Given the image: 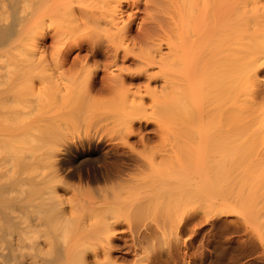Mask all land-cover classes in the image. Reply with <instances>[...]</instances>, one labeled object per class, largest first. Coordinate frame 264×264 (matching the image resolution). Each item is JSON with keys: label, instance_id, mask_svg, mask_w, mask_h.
Segmentation results:
<instances>
[{"label": "bare ground", "instance_id": "6f19581e", "mask_svg": "<svg viewBox=\"0 0 264 264\" xmlns=\"http://www.w3.org/2000/svg\"><path fill=\"white\" fill-rule=\"evenodd\" d=\"M175 1L181 3V9L174 17L179 15H181L180 18L185 17L178 32L174 28V22L171 21L173 18L168 19L170 14L168 7ZM188 3L190 5L186 13ZM203 4L204 7H202ZM166 9L169 12H166ZM223 13L227 15L223 16ZM208 17L214 20L209 26L204 25ZM251 18L252 21H250ZM191 30L192 33H190ZM73 32L78 35L74 39L77 43L70 46L67 43V37ZM175 37L183 38V40L177 42L174 40ZM49 38L52 41L51 44H48ZM164 44L168 46V53L162 52ZM66 45L69 47H65ZM143 47H146L147 52L136 54V50H144ZM73 50L79 53L71 58ZM83 52L85 53L82 54ZM132 57L139 61L140 75H145L147 79L146 85H141L147 94L157 93L156 88L151 87V81L157 78V73L154 72V75L153 72H149V67L157 66L163 75L165 74L163 89L168 90L166 92L169 98L172 97L169 99L171 106L169 111L171 114L178 111L182 113L180 104H184L182 106L187 108L182 109L187 110L185 113L189 114H186L188 115L186 120L189 118L187 122H184L186 126L189 124L190 127L198 126L200 130H209L207 126H210L222 131L224 129L229 132L238 131V133L249 135L239 133L245 140L247 137L255 142L264 141V83L260 80V77L264 75V4L260 1L0 0V233H4L11 242V247L0 248V264H75L77 260L82 264H159L166 261L168 256V254L166 258L162 256L166 250L165 247L169 246L168 253L175 252L174 250L183 242L182 235L190 225L215 221L214 219L229 212L226 207L231 206V201L229 202L228 199L225 203L222 199V202H218V199L213 201L211 199L213 190H210L212 186L206 181L202 182L200 179L204 178L201 176L197 179V173L200 171L195 170L193 174H196V178H192L188 196L185 200L179 198L176 206L163 210L151 209L153 212L149 208L135 209L134 213L141 215L139 222L142 223L140 222L139 225L146 221L152 222L140 225L141 229L143 227L142 230L138 228V216L134 219L136 215L135 217L134 214L131 215L133 216L131 217L133 222H131L129 214L125 221L126 223L130 221L127 225L131 229L124 234L122 230L117 229L121 221L112 217L103 223L100 221L101 224L98 218L97 223L94 222L95 225L85 226L80 233L74 227L71 234L69 233L71 237L68 236L72 240H70L71 243L65 241L67 245H62L63 247L57 245L56 240H52L49 235V240L46 241L50 246L48 250L56 254L54 261L46 259L47 253H44L42 243L34 240L36 232L40 231L39 227L45 226L44 224L52 221V218L55 219L56 215L60 214L63 222L64 219L67 223L72 220L71 214L68 216L61 206V197L53 187L55 182H62L66 177L77 176L79 179H85L86 184L92 183L94 188L100 189L102 184L126 180L124 163L122 161V164L119 163V160L132 158L122 155L120 151L113 154L115 161L111 164L104 162V166H97V163L101 162L99 161L101 148L97 143L101 140L99 136L96 138V133L80 137L77 143H74L75 146L68 142L69 144L63 145L61 154L57 150L45 151L43 148L47 146L49 142L46 140L50 138L46 131L53 126L56 127L60 117L70 111L67 109L71 106L65 110L66 112H63V107L61 108V102L64 103L67 94V97L70 93L78 94L79 92L83 95L85 110L95 106L96 94L106 93L108 96L111 95V98L118 99L126 93L131 92V95H136L142 91L141 86L135 90L131 87L127 88V82L140 81L139 75H136L137 78L134 77L128 68L119 64L120 61L125 63ZM165 65L174 68L171 70L173 73L171 71L164 73ZM99 83L103 88L101 90H97ZM116 96L118 97L114 98ZM182 99L187 103H181ZM77 111L73 109V112ZM176 119H180L179 116ZM102 137L101 134V139ZM239 142H243V139ZM128 146L131 147V145ZM257 151L251 154L249 152L246 158L248 161L251 159L249 171L254 172L256 176L259 175L256 171L260 170L257 165L264 164V150ZM43 161L50 162L51 171L48 175H46L47 172H43V175L40 170V172L37 171ZM252 161L256 164L251 166ZM70 163L79 165L82 170L90 168L86 173L78 174L76 168L72 170L73 172L67 173L68 170L65 168ZM241 166L243 167L242 164L239 165ZM255 174L252 173L253 176ZM249 175L251 180V173L247 174ZM243 178L244 176L241 179ZM244 182L247 181H243L242 184H245ZM205 185L209 191L206 190ZM246 185L247 183L244 186H238L240 191L238 189L237 192L244 193V190H247ZM213 189L216 193L214 186ZM201 191H206L202 196L205 193L208 195L200 197ZM210 191L211 194H209ZM111 193H105L107 195L104 194L105 197L102 195L107 198L101 197L100 201L109 202L106 205L111 204L113 207L114 202L115 205L119 202L116 203L114 199L112 203L110 202L114 196L117 199V194ZM212 195L215 198L216 195ZM207 196L210 197V201ZM252 200L253 198L249 201L252 202ZM242 201L243 199H239V205ZM226 204L228 205L225 206ZM119 205L120 203L113 208ZM112 207L100 210L97 206V210L99 209L105 215L108 210L113 209ZM238 209L244 210L246 213L244 211L242 213L247 214V216L241 214V217L243 219L246 217L245 221H248L247 223L244 221L242 225H245L247 230L248 226L252 227L251 222L255 221L254 224L258 229L257 236L262 238H259L261 242L262 240L264 242V220H261L264 219L263 215L260 218L263 212H256V208L247 206L244 208L242 205ZM149 211L152 212L153 220L149 219V222L146 219L141 220L145 218L146 212H148V218H151ZM160 211L164 213L160 214ZM75 213H72V218ZM144 213L145 216H143ZM240 213H237L238 217ZM155 215H157L156 219H154ZM257 215H259L257 222L262 224L260 225L262 229L256 223ZM135 224H137V230L134 229ZM253 227L249 230L252 231ZM260 230H263V235ZM46 235L48 236V233ZM59 237L62 238V235L60 234ZM88 239H92L91 245L87 244ZM94 240H96L95 243ZM101 240L105 243L99 244L98 241ZM161 242L164 243L161 245ZM145 243H150V246H146V249L144 247V250L140 249ZM54 244L58 247L55 248V245L53 248ZM89 247L95 259L93 263L85 261ZM178 253L175 256H178ZM48 255L52 256L50 252ZM164 262L162 264H166Z\"/></svg>", "mask_w": 264, "mask_h": 264}, {"label": "rangeland", "instance_id": "374dc122", "mask_svg": "<svg viewBox=\"0 0 264 264\" xmlns=\"http://www.w3.org/2000/svg\"><path fill=\"white\" fill-rule=\"evenodd\" d=\"M93 1L95 2L97 0H92V2ZM258 1L264 4V0H258ZM190 3L186 4V13H188V8H189ZM170 5L171 6L168 7V9L170 8L169 9L170 12L169 10L166 9V12L170 13V14L168 13L169 14L168 19L170 18L169 20H171L173 18L171 21L174 22L173 23L174 28L178 32L179 27L182 26L183 21L185 19L184 16L180 18L181 15L174 17L179 13V9H181V3L175 1V2H172ZM202 7H204V4ZM208 10H209V6H208ZM226 15H227L226 13H223V16H226ZM179 18L180 20H178ZM166 21H167V15H166ZM250 21H252V18L250 19ZM212 22H214L213 18L208 17L204 25L209 26L210 24H212ZM190 33H192V30L190 31ZM77 36L78 35L74 34V32L71 33L67 37L68 39L67 43L70 46H74L77 43V41L74 40L75 37ZM174 40L179 42V40L182 41L183 38L178 39L175 37ZM51 42L52 41L49 38L48 44H51ZM65 47H69V46L66 45ZM143 49L144 50L137 49L136 54H144L145 52H147L146 47L145 48L143 47ZM162 52L163 53L169 52L167 45L165 44L163 45ZM78 53L79 52L77 50L75 51L73 50V53L71 54V58L72 57L74 58V56L77 55ZM84 53L85 52H83L82 54ZM122 63L123 62L121 61L119 62L121 66H125L126 68H128L130 72L134 75V77H136V75H139L138 80L140 81L139 82L137 81L135 83L127 82V85H126L127 88L131 87L133 90H135L137 89L138 86H141L143 84L146 85L147 79L145 75H140L139 69L141 67H138L140 66V64L137 59L132 57L128 61L123 63V65ZM149 68H150L149 72H153L154 75L155 73H157L156 75L157 78L151 81L152 82L151 87L152 88L155 87L157 90V93L155 95L147 94L144 91V87L141 86L142 91L139 93H136V95H131V92H129V93L124 94V96H120L121 98H118V99H113L111 98V95L108 96V94L106 93H103V94L99 93V95L96 94V97H95V100L97 99L96 100L97 103L95 101L96 107L92 106L93 108L91 107V109L84 110L83 103H84L85 98L82 97L83 95H81L79 92L78 94L70 93V95H73V96L69 95V97H67L68 95L67 94L65 97L64 103L61 102L62 103L61 108L63 107L62 108L63 112H66L65 110L68 107L73 106L74 108L73 107L72 108L75 109L76 111L78 110L77 112L79 114L77 112H73V109L71 107L68 108L67 111L70 110L69 113L60 117L58 125L56 127L53 126L46 131V134L50 137V138L48 137L49 139L46 141L49 142L50 144L47 143L46 144L47 146H44L43 149L45 151L46 150L47 151L57 150L58 152H60L59 154H61L63 152L62 151L64 147L63 145L71 143L73 146H75L74 143L76 144L77 140L80 137L83 138L87 134L92 135L96 133V138L99 136L101 140L97 143L99 144L101 148L100 149L101 153L99 152V156H100L99 161L101 162H98L97 166H100V167L104 166V162H108L110 164L114 162L115 159L113 157V154L116 151H120L122 155L131 157L132 159L131 160H128V159L119 160L120 161L119 163L121 164L122 162L124 163L123 164L124 165L123 168L125 169L124 177L126 178L124 182L106 183V185L102 184L100 185L101 186L100 189H97L96 187L94 188V185L92 183H89V185L86 184L85 179H79L77 176L72 177V178L66 177V179L63 178L62 182L60 181L55 182V186L53 187H55L54 189L57 190V194L61 197V201H62L61 206L63 207V209L65 210V213H67L68 216L69 214H71L70 218L72 220L67 223L65 222L66 220L64 219V222H63L62 216L60 214H58V216L56 215L57 218L56 217L55 219L52 218V221L50 222L48 221L46 223L47 225L44 224L45 226L39 227L40 231L36 232V236H34V240H36L40 244L42 243L41 245L44 248L43 251L44 253L45 252L47 253V255L45 254L47 257L46 259H48L49 261H54L55 260L54 256L56 254L54 255L52 254L53 253L52 250L50 251L48 250L50 246L48 244L49 242L46 241V240H49V235H51L52 240L54 241L56 240L55 242L57 243V245H61V246L67 245V243H71L70 242L71 239L69 238L71 236H69V233L71 232V230H73L74 227H76L77 231L80 233L85 226L95 225L97 223L98 218H99V223L100 221L103 223L104 221L112 217L118 218L121 221L117 229L122 230V234H124L129 229H131L130 227L128 228L127 224L128 222H130L129 221L130 219H131V222H133L132 218L133 216L135 217V215L136 217L134 219H136L138 216V219H137L138 228H140V225H143L145 222L139 225V223L141 222V221L139 222V218L141 215L139 216L137 215V213H134V212L137 209H140V207H142V209L149 208L150 210L151 209L163 210L164 208L167 209L168 207H174V205L177 204L180 199L185 200V198L188 196L187 192L190 189L189 186L191 182L193 181L192 178L193 177L196 178V174H193V172H195L196 170L197 172L200 171L198 172L200 173V175L197 173V179H199L198 176L199 177L201 176V178L203 177L204 179H200V180L202 182L206 181V183H209V185L212 186V189L210 188L211 191L212 190L214 191L213 186L215 188V191L217 190L216 193L212 191V194L218 196L219 198L218 197L216 198V196L214 198V196L211 194V191H210L209 194H211L212 196L211 199H213V201L214 199L215 201H217L218 199V202L219 201L222 202V200H224V203H225V200L228 199L229 202L230 201L232 202V203L230 202V205L232 207L231 206H228V208L226 207V210L228 209L227 211L229 212H227L226 215L219 217L218 219H214L215 221L217 220V222L212 220L213 222L212 221L207 222V223L201 222L200 225L199 224L190 225V227L187 228L189 230L186 229L185 234L182 235L183 238L181 241L183 242L180 243L179 248L174 250L176 253L178 252L180 253V254L178 253L179 257L177 255H176L177 257L175 256L176 254L175 252H173L175 254L172 253L173 255L171 254V252L168 253L170 249L169 246L167 247L164 246L166 250L164 251L163 249L164 252L162 253L163 254L162 256L166 258L165 256L168 254L169 257L167 256V258H170V259L166 258V261H165L163 258H161L165 262L162 260L161 261L166 264H173L178 259L179 261H176L175 262L176 264H179V263L180 264H211V263L212 264H264V253H263L264 242L263 240L261 242V240L259 239L261 237L257 236L258 229L256 228L254 224L255 221L251 222L253 223L252 227L254 226L255 230L253 227V230H252L253 232L250 231L252 229L251 226H248L246 230V227H244L245 225H242L244 224L246 217L244 219L241 217V214L244 215L246 212L243 210L245 213H242L243 211H240L242 209H238L239 206L242 205V207L244 208H246V206L252 209L256 208L257 209L255 210L256 212L262 211L264 213V164L257 165L260 170H258L259 172L256 171V173L259 174L260 176L262 175L261 177H259V175L256 176L254 172L249 171L251 170L250 162H249L251 159L249 161L248 159H246L249 155V152L251 154L253 152H258L257 150H259V152L263 151L264 141L259 142V140H257V142H255L251 137H250L251 140L247 137L245 140V138H242L243 137L242 135H245V134L244 133L242 134L241 132H239L242 134L240 137L238 131H235V132L230 131V132H233V133H230L229 130H226V129H224L223 131L217 130L215 127H210V126H207V129L209 130H205V129L200 130L198 126L190 127V124L189 126H186L184 122H187V120H189V118L186 120V117L189 115L188 113H185L187 110L184 111L186 106L183 107L182 105L184 104H180L181 107L180 106L179 107L181 108L180 111H182V113L178 111L177 113L172 112L171 114V111H169V108L171 107L169 99H171L172 97L169 98V94L168 92H166L168 90L163 89V84H164L163 80H164L165 74L163 75L162 71L157 66H153ZM172 69L174 68H171L170 65H165V69L163 72L167 73L168 71H171ZM171 73L173 72L171 71ZM263 79H264V75L260 77V80L264 83ZM101 89L103 88H102V85L99 83L97 85V90H101ZM165 92L167 93L166 96H165L166 94ZM117 97L118 96L114 98H117ZM165 97L167 98V100ZM61 100L63 101V99ZM98 100H99V103H98ZM167 101L169 102V105ZM182 102H184L183 99L181 100V103ZM163 106L165 109L163 108ZM163 109L167 113L164 112ZM188 109L190 110V107ZM70 112H71V115H70ZM163 112L165 113V115L163 114ZM174 113L176 114L175 117L173 116ZM186 114L188 115L186 116ZM166 115L167 116L169 115V116L167 117ZM178 116L180 119H176ZM66 121L68 122L71 121V122L68 123ZM210 128H214V129H210ZM98 132L100 135L97 134ZM101 134L103 136L102 139H101ZM236 135L239 136V138H237ZM245 136H249V135L246 134ZM55 137L57 138V140ZM211 138L213 139L211 140ZM241 138L243 139V142H239V141H242ZM214 139L216 142L214 141ZM93 140L94 142L96 141L95 139ZM128 145H131V147H129ZM57 147H59L60 150ZM131 148L133 149V151ZM44 150L42 152H44ZM235 150H237V152H234ZM245 160H247L249 163L248 162L246 163ZM254 163L255 162L252 161L251 166ZM241 164L243 165V167L242 166L239 167V165ZM41 165L42 166L38 167V170L37 169L36 170L37 171L40 170L41 174H43V172L44 173L47 172L46 175H48V172L50 173L51 171V169L49 168L50 162L45 163V161H43ZM75 168L77 169L78 174H79L82 172L86 173L90 167H87L84 170H82L79 168V165L70 163V165L66 166L65 169L68 170L67 173H71L75 170ZM242 170L244 171V173ZM250 173L252 176L251 177L252 181L249 179L250 175L247 176V174H250ZM252 173L255 175L253 176ZM243 176H244L243 178L244 180L241 179ZM246 178L248 180H246ZM241 181L242 182L247 181L244 183L245 184L247 183L246 187L248 190L247 191L245 189L244 193L241 192L242 194L237 192L238 189L240 191V188H238V186L241 187L245 185V184H242ZM206 186L207 185H205V187ZM218 188H220V191H218ZM206 190L209 191V188H207ZM180 191L181 193H179ZM111 192L117 194L116 196L117 199H115V196L112 198V200L110 199V202L111 201L113 202V199H114L115 201H117L116 203L118 202L120 203V205L117 206V208H113V207L114 206L116 207V205H118L119 203L115 205V202H114V205L112 207L111 204L106 205L109 202L105 203L104 201V203H102V201H100L101 197H103L105 193L108 194ZM201 192L202 193L199 192L201 194L200 197H204L208 195L205 193V195L202 196V194H204V192L206 191L204 192L201 191ZM97 193L98 194L100 193L99 194L100 198L98 197ZM207 198L209 200L210 197L207 196ZM207 198L205 197L204 199L207 201ZM252 198L253 200L252 202H250L249 200H251ZM239 199H243L241 205H239ZM244 199L246 201H244ZM247 199H248V202H250L249 204L247 202ZM237 200H238V204L236 205ZM246 202H247V205H246ZM135 204H137L138 206ZM228 204H226L225 206H227ZM244 204L246 206H244ZM251 204L253 206H251ZM72 205L74 206L75 210L73 209ZM97 206L98 208L100 207V210L106 207H112L113 209H110L108 211L106 210L107 212L104 215L102 211L100 212L99 209H98L99 211L97 210ZM92 207L93 208L95 207V210H93ZM153 210L151 211L153 212ZM70 211H72V213L76 212L75 215H73L74 216L73 218H72V213ZM151 211H149L150 215L152 214ZM157 212L155 214H157ZM147 213L148 212H146L147 217L145 216V213H144L143 216H145V218L141 217L142 218L141 220L144 221L146 219L149 222L150 221L149 219H151L152 221L153 220L152 215L151 216L149 215L151 218H148ZM159 213L161 214L164 212L160 211ZM237 213H240L241 218L238 217L239 214ZM263 213H261L260 218H262V215L264 218ZM126 214L127 216L124 217ZM129 214H130V218L128 222L126 223L125 219L128 217ZM245 215L247 216V214ZM259 215H257V219L254 216V218L256 219V223L258 224L259 222L257 221H258ZM156 216L157 215H155L154 219H156ZM219 219H221L222 221ZM241 219H243L242 223H241L242 221ZM261 220H264V219H261ZM71 223L72 225H70ZM149 223H152V222H149ZM149 223H147L146 221L145 224H149ZM135 225L134 226L136 228H134L132 225L131 227L137 230L138 229L137 224ZM260 225L262 226V224H259V226ZM231 228L233 229L231 230ZM67 229H68V232H67ZM47 233H48V236L46 235ZM60 234L62 235L63 239L59 237ZM0 239H1L0 248L2 247V249L4 248L7 249L11 247L10 245L11 242L9 241L8 237L4 233H0ZM65 241L67 243H65ZM95 241L96 240H94L93 242L95 243ZM98 242L99 244H102L103 242L105 243L104 240L103 241L101 240ZM90 243H92V239H88L87 244L89 245ZM162 243L164 242H161L160 244L162 245ZM149 244H146V243L142 244L143 247L142 245H140L142 247L140 249L144 250V247L146 249V246H150ZM181 244L183 245L182 247H181ZM55 245L56 244L53 245V248L55 247ZM57 245L55 248L58 247ZM90 247L86 251L85 261L86 262L88 261L89 263H93V259H94L93 252L91 251ZM147 248L149 249V247ZM167 248L169 249L167 250ZM178 250H180L181 252ZM49 252L51 253L52 256L48 255ZM173 257L174 259H172ZM171 260H173V262ZM162 262L159 264H162ZM77 263L82 264V262L78 260L75 264Z\"/></svg>", "mask_w": 264, "mask_h": 264}]
</instances>
